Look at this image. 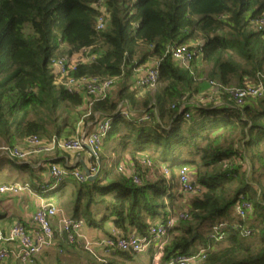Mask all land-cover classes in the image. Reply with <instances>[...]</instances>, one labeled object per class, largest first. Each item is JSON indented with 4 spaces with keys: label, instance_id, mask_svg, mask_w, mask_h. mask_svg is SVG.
I'll use <instances>...</instances> for the list:
<instances>
[{
    "label": "trees",
    "instance_id": "trees-1",
    "mask_svg": "<svg viewBox=\"0 0 264 264\" xmlns=\"http://www.w3.org/2000/svg\"><path fill=\"white\" fill-rule=\"evenodd\" d=\"M100 1L108 23L97 31ZM263 16L264 0H0V144L62 136L60 107L74 112L83 99L57 87L51 65L87 51L94 59L70 76L118 79L117 91L92 100L88 117L116 114L103 142L115 161L102 178L99 158L94 181L73 180L72 218L103 232L109 223L124 235L146 236L155 223L185 213L187 219L167 231L163 262L202 251L192 264H264V93L238 107L225 92L232 82L242 88L244 79L261 81L264 30L253 23ZM199 40L202 54L191 71L164 57L169 44ZM152 59H162L159 87L134 111L129 80ZM143 115L148 121L139 122ZM169 159L178 162L169 165ZM119 164H130L140 183L118 173ZM182 168L197 189L193 194L178 191ZM240 199L252 204L244 219L235 214ZM108 255L134 264L130 253Z\"/></svg>",
    "mask_w": 264,
    "mask_h": 264
},
{
    "label": "built area",
    "instance_id": "built-area-1",
    "mask_svg": "<svg viewBox=\"0 0 264 264\" xmlns=\"http://www.w3.org/2000/svg\"><path fill=\"white\" fill-rule=\"evenodd\" d=\"M101 11L98 18L96 30L101 31L106 28L108 23V15L105 13L102 1L96 6ZM253 29L256 31L264 30V16L253 23ZM202 42H193L187 45L169 44L164 53V57L170 59L184 70L191 71L192 67L197 64L202 54ZM87 51H82L70 57L59 58L51 65L54 75L55 84L62 88L68 94H78L83 99L85 114L74 126V135L71 137L52 136L50 139H39L38 137L29 138L25 145L8 147L4 144L0 146V157L19 163H30L35 157L50 156L59 152L78 154L86 151L89 165L87 171L89 175L81 172L75 167L60 166L56 163H50L47 169V181L54 183L52 189L57 184H62L65 180L71 179L78 183L89 182L92 176H99L101 167L99 165V151L103 146V142L109 135L111 124L116 116L112 114L93 115L91 128L85 126L84 120L88 118L90 113V103L92 100L103 99L111 93L117 78L96 79L80 77L74 78L70 76L76 66L80 63H88L94 59L93 55L87 57ZM162 59H152L150 64L145 67L136 69L137 86L143 89L155 88L159 78V64ZM261 79L257 84H250L238 89H226L234 104L238 107L242 106L245 100L260 98L264 93V75L258 74ZM209 86L212 89L219 90L217 84L210 81ZM120 115L128 119L131 113L127 107L120 109ZM188 118V115H186ZM148 121V117L143 115L139 117V122ZM40 162L36 163V167L40 166ZM131 165L127 166L119 164L116 167L118 173L129 175L135 184H139L140 180L133 174ZM164 173L166 171L164 170ZM44 189V187H42ZM177 188L181 194H193L197 191L189 178L186 168H182L177 177ZM28 193L33 195L34 191L27 182H13L0 184V196L16 197ZM252 211V204L244 199H240L235 205V214L238 218L244 219ZM56 219L57 225L53 227V221ZM187 215L179 213L169 217L165 222H158L152 225L146 236L137 235L135 232L122 234L118 231L111 230L109 237L98 240H89L82 233L84 221L75 219L65 214L64 210L55 203L47 200H41L37 209L30 218L29 228H26L21 222H14L5 232L0 227V264L9 261H15L18 264H34L36 258L45 251L51 249L55 245L56 239L63 241L69 245H78L84 251L94 255L96 250H101L105 259L97 258L102 264H108L106 258L109 252L121 251L130 253L134 256L144 255L151 246H154V253L148 264H192L200 257L203 252L197 255L177 254L168 261H162L163 247L167 243V231L176 226L178 222L185 221ZM66 235L64 238L63 235Z\"/></svg>",
    "mask_w": 264,
    "mask_h": 264
},
{
    "label": "rangeland",
    "instance_id": "rangeland-1",
    "mask_svg": "<svg viewBox=\"0 0 264 264\" xmlns=\"http://www.w3.org/2000/svg\"><path fill=\"white\" fill-rule=\"evenodd\" d=\"M200 41V40H199ZM198 42V41H196ZM150 64V63H149ZM137 73H134L132 78L129 80V85H128V93H132L134 94L135 97V100H136V103H137V109L134 108V111H139L140 110V104H141V101L143 98H145L146 96H150L153 95L157 89H158V84H156L155 88L153 89H148V90H145L143 92V89L139 86H137L136 84V80H137ZM244 87L245 86H249L250 84H252V81H250L249 79H244ZM117 83L114 85V89L112 90V92L114 91H117L119 88L117 87ZM239 87H237V84L235 82H232V84L230 85V88L228 90H231V89H238ZM207 92L208 93H212V91L210 90L211 88L210 87H207ZM59 95L62 93V90L59 89ZM204 92H206V90H204ZM142 94V95H141ZM210 95V94H208ZM86 112V109H79V110H75L74 112L73 111H66L63 112V108L62 106L60 107V114L62 115L63 114V124L65 123L66 125V128H64V126L62 127L63 128V131H62V136L63 137H71L73 134H74V130H73V125L75 126L77 124V121L80 120V118L83 117V115L85 114ZM135 113V112H134ZM75 118H78V120L76 121ZM93 121H89L88 118H85L84 120V123H85V126L89 129L91 128V123ZM2 144H0L1 146ZM110 149L108 148L107 151L104 149V145L102 146L101 150L99 151L98 155H99V158L101 159V164H102V173L101 175L99 176V178H102L103 177V174L104 172L109 169V167H111V165L113 164V161H114V158H115V155L113 154V152L109 151ZM62 153H66V152H62ZM68 154H73V153H68ZM55 154L53 155H50V156H54ZM48 156H41L40 157V160L41 161H44ZM177 157V156H175ZM178 161L177 160H174V159H169L168 160V164H173V163H177ZM23 163V162H21ZM25 165H27L26 163H24ZM86 164L89 165V162L88 160L86 161ZM32 165V164H31ZM28 166V165H27ZM36 172L26 168V167H23V165H20V164H11L8 162V160H6L4 157H0V182H17V183H20V182H27L29 185L30 184H33L32 185V188H33V191H34V194H36L37 196L39 197H43V198H46L52 202L56 201L59 194H61L62 192V195L59 196V201L63 202V209L66 211L67 215H71L72 216V213H71V209H66L67 208V205H70V202H71V206H72V197H71V192H72V182L70 181L69 183L65 184V187L62 184H57L56 187L54 189H52V187L54 186V183H50L48 182V185H46V187L43 188H39V189H35V185H41L42 183V176L40 177L41 180L39 181L38 180V177L37 176V173L35 175ZM65 183V182H64ZM186 198V197H185ZM189 198V197H187ZM186 198V199H187ZM4 198L0 197V206H3L4 204ZM34 197H30L27 199L26 201V204L28 205V207H30V209L33 208L34 206ZM182 201H184V199L180 200L179 201V205L182 206L181 204ZM178 205V206H179ZM65 206V207H64ZM8 209L9 208H12L14 209V211L12 212L11 214V218H15V217H19L21 216V213L15 208V203L14 201H11L10 204L7 206ZM99 216L98 218H100V214H103L104 212V209L102 207H98L96 208ZM34 214V213H33ZM32 214V215H33ZM7 215V213L3 212V210H0V217H3ZM31 215V216H32ZM106 224V223H105ZM84 229H87L89 228V226H87L86 224H84L83 226ZM93 230V229H92ZM97 230V229H96ZM110 233V232H109ZM97 236L99 238L97 239H104L106 238V236H108L107 234L105 235L104 232L102 231V233L98 234L97 233ZM86 237V235H85ZM90 240V239H89ZM74 246L75 248H78L79 250H82L83 253L91 256V258L95 261L94 264H102L101 262H99L97 260V258H102V259H105V256L104 254L101 255L100 253H97L96 251L94 252V255H91L89 254L88 252L84 251L83 249H81V247H79L78 245H72ZM153 253H154V246H151L148 251L144 254V259L146 261H149L152 256H153ZM84 254V255H85ZM39 257V256H38ZM37 257V258H38ZM36 258V260H37ZM139 258V256H138ZM139 260V259H137ZM108 262V260H107ZM136 261L134 260V264H147L145 261ZM5 264H10L9 262H6ZM14 264H18V263H14ZM43 264H57V261L54 260V261H45V263Z\"/></svg>",
    "mask_w": 264,
    "mask_h": 264
},
{
    "label": "crops",
    "instance_id": "crops-1",
    "mask_svg": "<svg viewBox=\"0 0 264 264\" xmlns=\"http://www.w3.org/2000/svg\"><path fill=\"white\" fill-rule=\"evenodd\" d=\"M80 109H84V105L81 106ZM87 160L89 162L86 151H82L78 154H75V153L68 154V153L59 152V153H56L54 156H48L44 161H41L40 157H35V159H32L30 161V163H26L28 165V167H26V166L25 167L30 169V170L32 169L34 172H36L37 173L36 177H38L39 181L41 180L40 177L41 176L43 177L41 185H38V184L35 185V187H36L35 189H39V188L45 187L44 184L47 181V169H48V166L50 163H56L60 166H65V167H75L84 173V169H86L88 166L86 164ZM114 161H115V158H114ZM114 161H113V164H114ZM38 162H40L41 164H40V166L36 167L35 165ZM21 165H25V164L23 163ZM38 169H40V170H38ZM36 173H35V175H36ZM70 181L73 182V180H71V179L65 180L64 181L65 183L63 182L64 187H65V184L69 183ZM23 182H25V181H23ZM6 183H13V181H11V182H0V184H6ZM62 193H64V192H62ZM62 193L59 194V196L62 195ZM29 196L34 197V200H35L34 206L32 209H30V207H28V205L26 204V201L29 198ZM59 196H58L57 200L54 201L53 203H55L56 205L60 206L63 209V202L59 201ZM0 197L5 199L3 206H0V210H3V212L7 213V215L0 217V227L5 232L10 228V226L14 222H21L22 224H24V226L26 228H29L31 215L37 209L39 202L41 200L50 201L46 198L39 197L36 194L31 195L28 193H24V194L16 196V197H9V196H0ZM11 201H14L15 206H16L15 208L21 213V216L15 217L14 219L11 218V214L14 211V209H12V208L8 209V207H7ZM68 207H69V209H71V213H72L71 202H70V205H67L66 209H68ZM64 212L67 215L65 210H64ZM69 217H72V216L70 215ZM52 224H53V227H56V225H57L56 219L53 221ZM111 230L112 229L110 228V224L106 223L104 225V234L106 235ZM82 233L84 236L86 235V237L90 240H98L97 238H99V237L97 236V233L100 234V233H102V231H99V230H96L94 228L89 227L87 229L82 228ZM96 252L100 253L102 255L101 250H96ZM84 254L85 253H83L82 250H79L78 248H75L74 246L69 245L66 242L58 241L56 239L54 247H52L51 249L45 251L42 255H40L34 264H43V263H45V261H54V260L57 261V264H94L95 263V261L91 258V256H89L87 254L84 255ZM137 259H139V260H137ZM106 260H108L109 264H131L128 262L122 263L120 260L113 257V255H111V256L109 255L106 258ZM134 260L139 261V262L145 261L147 264L149 263V261H146L144 259V255H140L139 258H138V256H134ZM9 263L14 264L17 262L9 261Z\"/></svg>",
    "mask_w": 264,
    "mask_h": 264
},
{
    "label": "water",
    "instance_id": "water-1",
    "mask_svg": "<svg viewBox=\"0 0 264 264\" xmlns=\"http://www.w3.org/2000/svg\"><path fill=\"white\" fill-rule=\"evenodd\" d=\"M84 173H85L86 175H89L87 169H84ZM96 178H97V176H92V177H90V178L88 179V181H89V182H92V181H94ZM63 236H64V238H66V235H65V234H64Z\"/></svg>",
    "mask_w": 264,
    "mask_h": 264
}]
</instances>
